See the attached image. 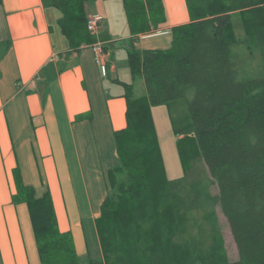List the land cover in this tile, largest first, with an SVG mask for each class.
<instances>
[{"label":"trees","instance_id":"1","mask_svg":"<svg viewBox=\"0 0 264 264\" xmlns=\"http://www.w3.org/2000/svg\"><path fill=\"white\" fill-rule=\"evenodd\" d=\"M42 1L61 11L72 49L96 40L87 29L86 0ZM123 1L133 36L165 21L163 0ZM186 2L190 22L173 27L170 47L126 42L132 76H142L146 90L134 97V81H121L127 124L114 132L118 163L106 172L103 257L90 264H264V0ZM160 104L179 136L184 172L175 178L167 174L153 119ZM12 197L28 205L41 264H80L49 192L38 197L19 181ZM218 206L236 260L227 257Z\"/></svg>","mask_w":264,"mask_h":264},{"label":"crops","instance_id":"2","mask_svg":"<svg viewBox=\"0 0 264 264\" xmlns=\"http://www.w3.org/2000/svg\"><path fill=\"white\" fill-rule=\"evenodd\" d=\"M163 4L165 21L133 36L123 0H86L87 15L104 16L96 35L110 63L104 76L90 43L71 48L58 8L0 3V264H41L28 205L13 201L19 181L51 194L60 229L72 231L80 257L89 253L86 225L101 216L114 132L127 124L121 81L134 79L113 78L115 48L121 41L127 51L131 37L143 50L170 47L190 14L186 0Z\"/></svg>","mask_w":264,"mask_h":264},{"label":"rangeland","instance_id":"3","mask_svg":"<svg viewBox=\"0 0 264 264\" xmlns=\"http://www.w3.org/2000/svg\"><path fill=\"white\" fill-rule=\"evenodd\" d=\"M237 23V32L240 35H244V29L242 26V21L239 18H235ZM92 35V34H91ZM97 39V36L92 35ZM117 48H115V64L118 68V73H112L113 78L118 75L122 78L126 77L132 79V73L130 69V64L128 60V54L123 46V42L119 41L117 43ZM255 64V63H254ZM255 67V66H254ZM134 81L133 95L134 97L141 96L145 93L146 86L142 79V76H137ZM153 119L155 122L156 130L158 133V138L160 141L165 166L167 169V174L170 178H175L181 176L184 172L183 164L180 158V152L177 145L178 135L172 130L171 121L169 117V112L167 105L160 104L152 107ZM112 143L114 148H116L115 139L113 138ZM116 151V150H115ZM115 164L118 163L117 152H114ZM213 193L218 194L217 186H213ZM217 214L221 226V231L224 238V247L226 249L227 257L231 260H236L239 257L238 248L236 242L233 238L229 222L219 206L217 207ZM105 225L101 216H99L92 223L89 222L86 225V239L88 241L89 253L80 257V264H90V258H102L103 257V246H102V236Z\"/></svg>","mask_w":264,"mask_h":264},{"label":"built area","instance_id":"4","mask_svg":"<svg viewBox=\"0 0 264 264\" xmlns=\"http://www.w3.org/2000/svg\"><path fill=\"white\" fill-rule=\"evenodd\" d=\"M103 19L104 16L102 14L88 15L86 25L90 34L95 36L97 35L98 27L100 26ZM89 46L92 49L95 62L99 66L102 75L106 76L109 71V60L107 58L104 42L97 36V39L94 42H91Z\"/></svg>","mask_w":264,"mask_h":264}]
</instances>
